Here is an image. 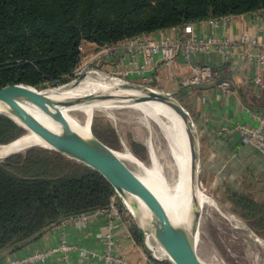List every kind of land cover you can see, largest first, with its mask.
Here are the masks:
<instances>
[{
    "label": "trees",
    "instance_id": "trees-1",
    "mask_svg": "<svg viewBox=\"0 0 264 264\" xmlns=\"http://www.w3.org/2000/svg\"><path fill=\"white\" fill-rule=\"evenodd\" d=\"M246 13L264 15V0H0V88L68 82L83 41L116 43L188 22ZM106 129L94 132L119 148L117 133ZM26 131L0 114V145ZM228 193L236 213L264 235V201L230 187ZM115 194L100 171L55 149L33 145L8 156L0 161V260L63 219L107 206ZM130 231L145 245L137 223H130ZM157 263L174 264L169 259Z\"/></svg>",
    "mask_w": 264,
    "mask_h": 264
},
{
    "label": "crops",
    "instance_id": "crops-1",
    "mask_svg": "<svg viewBox=\"0 0 264 264\" xmlns=\"http://www.w3.org/2000/svg\"><path fill=\"white\" fill-rule=\"evenodd\" d=\"M228 29L233 38L247 32L264 42V15L259 13L234 15ZM195 30L198 34L210 33L209 21L206 19L195 23ZM85 43L91 44L90 48L97 45L88 41ZM138 58L142 60L140 55ZM112 59H116L115 62L119 61L120 56ZM199 62L221 67L223 75L219 77L222 79L225 76L231 80L232 94H226L212 82L198 86L187 85L186 79L191 74L190 64ZM222 63V59L217 55L198 54L190 61L180 57L173 66H162L158 73H150L146 81L158 85L159 89L178 93L182 97L197 126L205 175L212 184L219 185L236 176H240L237 179L242 180L247 170L250 174L254 172L255 175L264 173V156L256 148L243 144L240 134L234 129L238 123L255 124L256 120L252 113L264 111V91H259L257 84L244 77L245 74L254 75L256 69L242 60H235L230 69L224 68ZM116 66L107 63L101 67L105 71H113ZM200 93L204 100L197 106V97ZM131 222V217L124 215L111 224L109 217L104 214L88 221L72 219L59 222L24 247L3 253L1 260L56 246L65 238L77 248L70 252L67 260L60 252L53 254L49 258V264H107L100 255L106 246L105 233L112 229L117 251L135 263L144 258V254L152 255L145 245L138 243L132 236Z\"/></svg>",
    "mask_w": 264,
    "mask_h": 264
},
{
    "label": "built area",
    "instance_id": "built-area-1",
    "mask_svg": "<svg viewBox=\"0 0 264 264\" xmlns=\"http://www.w3.org/2000/svg\"><path fill=\"white\" fill-rule=\"evenodd\" d=\"M231 18L232 16H225L208 19L210 33L205 35L196 32L195 23L188 22L183 26H172L159 30L153 35L96 45L89 48L90 51H84V46L81 44L79 64L72 76L80 78L93 73H108L111 74L112 79H120L124 82H129L130 77H139L148 81L147 76L150 73H158L162 66H173L180 57L190 61L198 54H205L219 56L222 59L223 67L227 69L233 67L235 60H242L248 65H253L256 69L255 74H245L244 77L246 80L257 84L259 91H264V42L257 36L250 35L247 32L233 38L228 29ZM118 55L120 59L115 62L116 59L112 58H116ZM139 55L142 60H139ZM107 63L116 64L117 66L113 71H105L101 66H105ZM190 69L191 74L186 79L187 85L198 86L212 82L216 83L226 94H232L231 80L225 76L222 79L219 77L223 75L221 67L207 62H199L196 64L191 63ZM77 81V79H74V82ZM203 100L204 96L200 93L197 97V106H200ZM252 116L256 120L255 124L238 123L234 129L240 134L243 144L256 148L264 156V111L252 113ZM102 214L109 217L111 224L124 215H133L128 203L116 191L107 206L77 216H70L61 222L72 219L88 221ZM144 234L145 246L152 256L144 254V258L141 260L135 263L130 262L117 251L114 234L112 229H109L105 233V250L100 257L107 264H158L157 261L164 258L161 253H158L161 248L152 235L145 232ZM76 248L75 244L69 243L64 238L56 246L35 250L24 256L6 257L0 260V264H49V258L53 254L60 252L62 257L67 260L70 252ZM92 255L95 254L92 253Z\"/></svg>",
    "mask_w": 264,
    "mask_h": 264
},
{
    "label": "water",
    "instance_id": "water-1",
    "mask_svg": "<svg viewBox=\"0 0 264 264\" xmlns=\"http://www.w3.org/2000/svg\"><path fill=\"white\" fill-rule=\"evenodd\" d=\"M122 85L144 91L143 95L131 98L133 102L163 101L172 106L182 116L188 125L193 168H195L196 160L199 164L198 132L190 111L170 94L155 88L131 82H123ZM94 97L97 96L87 95L83 99L58 100L50 97L45 88H38L26 83H12L2 86L0 88V102L6 108L0 107V114L7 115L27 131L31 130L38 134L46 141V145L28 144L21 150L4 155L0 158V161L33 145L55 149L70 158L81 161L100 171L130 205L132 204L135 208L140 207L133 196H137L144 201L151 215L146 226L139 224L145 233L154 236L158 245L166 251V255L171 262L174 264H206L198 253V244L196 243V223L202 215L199 207H195L192 227L188 228L177 223L162 200L161 189L146 178L144 171L132 168L131 164L120 156L118 149L103 141L94 131L86 137L72 127L62 111V106H69L81 99L89 100ZM24 103L42 109L60 124V130H53L42 123L26 109Z\"/></svg>",
    "mask_w": 264,
    "mask_h": 264
},
{
    "label": "bare ground",
    "instance_id": "bare-ground-1",
    "mask_svg": "<svg viewBox=\"0 0 264 264\" xmlns=\"http://www.w3.org/2000/svg\"><path fill=\"white\" fill-rule=\"evenodd\" d=\"M87 79L74 86H62L45 89V91L49 93L50 97L58 100L83 99L87 95L97 96L89 100L81 99L82 101L80 100L69 106H62V111L72 127L86 137L90 136L93 131L92 121L96 110L116 106H131L138 109L150 122V127L156 128L157 131L159 129L162 133L163 143L160 146L162 149L164 148L166 168L159 162L158 152L154 147L151 148L153 161L150 166L146 165L128 149L119 150V154L129 164H134L138 171H144L146 178L161 189L162 200L173 219L188 228L192 227L195 207H199L202 211L204 207L208 205L210 207V205L215 203L210 195L199 187L197 181L199 164L196 160L195 168H193L192 147L187 123L166 102L159 100L133 102L131 98L144 94L142 89L124 87L122 85L123 82L116 79L103 77ZM24 106L42 123L53 130H60V124L42 109L28 103H24ZM0 107L6 108L1 102ZM75 111L85 113V120L78 119L74 115ZM28 144L46 145V141L33 131H26L20 138L8 144L0 145V158L10 152L21 150ZM133 199L138 201L140 204L139 208H135L129 202L127 203L139 223L142 226H146L151 212L139 197L133 196ZM200 220H202L201 217L196 223V243L198 236H200ZM159 247L166 254V251L160 245Z\"/></svg>",
    "mask_w": 264,
    "mask_h": 264
},
{
    "label": "rangeland",
    "instance_id": "rangeland-1",
    "mask_svg": "<svg viewBox=\"0 0 264 264\" xmlns=\"http://www.w3.org/2000/svg\"><path fill=\"white\" fill-rule=\"evenodd\" d=\"M82 45L84 46V51H90L89 45L91 44H86L85 41H83ZM93 47L94 46L91 48ZM97 77L112 79L111 74L108 73H93L80 78L72 76L71 80L66 83H61L59 85L49 84L45 89L74 86L87 78V80H90L95 78L98 79ZM74 79L78 81L74 82ZM116 80L121 81L120 79ZM129 82L139 83L168 93L184 105L183 99L178 93L159 89L158 85L154 83H145L146 81L139 77H130ZM74 115L80 120H85L86 118L85 113L82 111H75ZM106 126H110L120 139V147H116V149H128L146 165L150 166L153 161L151 148L154 147L158 152L159 162L166 168L164 148L162 149L160 146L163 143L162 133L159 129L157 131L156 128H151L150 122L147 121L138 109L131 106H116L96 110L92 121V130L94 131L96 129L100 133H105L107 130ZM195 127L197 130L196 123ZM201 148L198 134L199 171L197 181L199 187L210 195L215 204L210 205V207L208 205L201 211L202 220H200V236H198L197 241L199 255L207 264H264V235L256 232V229L252 226L250 221L236 213L228 195V188L230 187L234 190L247 192L256 199L264 201V173H257V175H255L253 174L254 172L250 174L247 170V174L243 176L242 180H238L240 176H236L234 179L229 178L223 181L221 185L212 184V181L206 177L203 170ZM131 166L137 169L134 164H131ZM130 217L131 221L137 223L141 228L134 214H130ZM158 253H161L166 260L169 259L162 250L158 251Z\"/></svg>",
    "mask_w": 264,
    "mask_h": 264
}]
</instances>
